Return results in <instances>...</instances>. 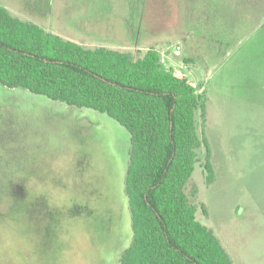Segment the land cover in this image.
I'll return each mask as SVG.
<instances>
[{"label":"rangeland","instance_id":"1","mask_svg":"<svg viewBox=\"0 0 264 264\" xmlns=\"http://www.w3.org/2000/svg\"><path fill=\"white\" fill-rule=\"evenodd\" d=\"M259 1L0 0L42 27L55 24L51 13H128L142 26L132 46L143 51L134 58L159 50L166 69L207 96L206 124L201 113L196 121L198 135L210 141L215 179L208 184L200 149L185 192L233 264H264ZM130 150V134L107 114L0 84V264H120L133 238L125 192Z\"/></svg>","mask_w":264,"mask_h":264},{"label":"trees","instance_id":"2","mask_svg":"<svg viewBox=\"0 0 264 264\" xmlns=\"http://www.w3.org/2000/svg\"><path fill=\"white\" fill-rule=\"evenodd\" d=\"M0 84L107 114L128 131L133 238L120 264H233L185 192L200 149L208 184L215 179L210 141L196 121L201 113L206 124L207 96L166 69L158 51L136 59L85 48L0 6Z\"/></svg>","mask_w":264,"mask_h":264},{"label":"crops","instance_id":"3","mask_svg":"<svg viewBox=\"0 0 264 264\" xmlns=\"http://www.w3.org/2000/svg\"><path fill=\"white\" fill-rule=\"evenodd\" d=\"M137 14H138L137 20H139V22L142 23L141 20H143L144 15L142 13H137ZM121 16H124L125 18H118V13H115L114 17L109 14H104V15L91 14V13H85L84 11L82 13H77L72 17H70V15L68 16L65 12L55 13V15L54 13H51L52 20L55 21V24L50 25V23H47V25L50 26L43 25V27L40 26L39 24L36 25L40 26L47 32L56 34L65 40L77 43L89 49L107 48L111 50L129 52L131 54L134 50L143 51L138 47L134 49V46H132L133 44L132 41H134V37L137 34V29L139 27L142 30V26H138V25L133 26L131 24L132 22L131 16L130 14L128 16V13H125L124 15ZM126 18L127 19L129 18V20L126 21ZM181 24L182 21L180 17H178V19H176V29H178V27ZM126 26H129L128 30H126ZM131 29L134 30L131 31ZM127 32H129L130 33L129 36L132 37L128 41L126 40ZM119 42L130 46H125L123 48H121L122 46H116V43L120 44ZM148 51L149 48L147 49V52ZM156 51L159 52V50ZM147 52H144L143 56ZM180 52H181L180 47H177L176 54H174L175 59L179 57Z\"/></svg>","mask_w":264,"mask_h":264},{"label":"built area","instance_id":"4","mask_svg":"<svg viewBox=\"0 0 264 264\" xmlns=\"http://www.w3.org/2000/svg\"><path fill=\"white\" fill-rule=\"evenodd\" d=\"M161 63H162V64H163V63H166L165 58H161Z\"/></svg>","mask_w":264,"mask_h":264}]
</instances>
